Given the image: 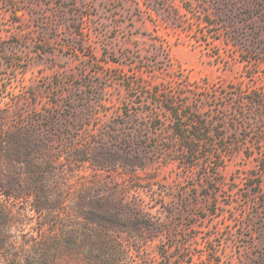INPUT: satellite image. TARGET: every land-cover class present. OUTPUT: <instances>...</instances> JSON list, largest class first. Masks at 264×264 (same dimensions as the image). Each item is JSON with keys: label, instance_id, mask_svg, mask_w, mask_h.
Listing matches in <instances>:
<instances>
[{"label": "rangeland", "instance_id": "rangeland-1", "mask_svg": "<svg viewBox=\"0 0 264 264\" xmlns=\"http://www.w3.org/2000/svg\"><path fill=\"white\" fill-rule=\"evenodd\" d=\"M0 202L17 264L86 213L119 264H264V0H0Z\"/></svg>", "mask_w": 264, "mask_h": 264}, {"label": "trees", "instance_id": "trees-1", "mask_svg": "<svg viewBox=\"0 0 264 264\" xmlns=\"http://www.w3.org/2000/svg\"><path fill=\"white\" fill-rule=\"evenodd\" d=\"M15 219L16 214L12 206L0 202V264H7L8 262L4 263L6 260H11L15 264L22 258L11 235ZM83 226L84 231L73 236V241H79L88 247L65 250L52 247L39 249L30 257L31 262L28 264H70L63 259L65 256L75 259L73 264H119L116 259L127 252L124 234L130 233L133 229L126 225L121 217L91 213L84 214Z\"/></svg>", "mask_w": 264, "mask_h": 264}]
</instances>
